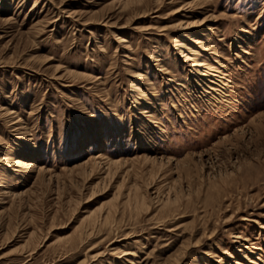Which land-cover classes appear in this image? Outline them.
<instances>
[{
	"label": "rangeland",
	"instance_id": "1",
	"mask_svg": "<svg viewBox=\"0 0 264 264\" xmlns=\"http://www.w3.org/2000/svg\"><path fill=\"white\" fill-rule=\"evenodd\" d=\"M0 264H264V0H0Z\"/></svg>",
	"mask_w": 264,
	"mask_h": 264
},
{
	"label": "bare ground",
	"instance_id": "2",
	"mask_svg": "<svg viewBox=\"0 0 264 264\" xmlns=\"http://www.w3.org/2000/svg\"><path fill=\"white\" fill-rule=\"evenodd\" d=\"M193 24H194V23H193ZM193 24H192V25H193ZM188 25H189V24H188ZM189 26H190V25H189ZM189 26H188V27H189ZM188 27H187V28H188ZM190 27H191V26H190ZM192 27H193V26H192ZM188 39H189L190 41H197V42H198V40H194V39L191 37V35L188 36ZM188 39H187V40H188ZM195 43H196V42H195ZM198 65H199V64H198L197 62H192V63L190 64L191 67L198 66ZM12 165H16V163H14V164H12ZM23 165H24L25 167H29V166L31 165V163H30V162H27V161H24V162H23Z\"/></svg>",
	"mask_w": 264,
	"mask_h": 264
}]
</instances>
